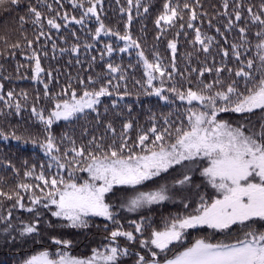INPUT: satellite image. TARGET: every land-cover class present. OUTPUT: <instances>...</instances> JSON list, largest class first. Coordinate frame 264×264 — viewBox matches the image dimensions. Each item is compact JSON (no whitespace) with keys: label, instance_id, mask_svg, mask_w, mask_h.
Segmentation results:
<instances>
[{"label":"trees","instance_id":"obj_1","mask_svg":"<svg viewBox=\"0 0 264 264\" xmlns=\"http://www.w3.org/2000/svg\"><path fill=\"white\" fill-rule=\"evenodd\" d=\"M164 2L165 0H141L138 14L134 0L131 10L133 19L128 25V31L132 38L140 44V48L132 47L126 52L119 51L125 46V42L111 34L105 35L102 32L99 37L94 38L95 29L99 26L95 17L85 18L82 25L76 24L70 19L67 22L64 21V13H67L69 17L80 18L83 9L73 7L74 0H19L16 4L8 3L0 7V85H3L0 95L5 97L4 100H0V132L3 133L0 135V191L10 194L19 191L27 207L30 206L29 196L32 195V192L35 195H41L40 190L33 188L32 192H25L17 185L40 183L41 187L43 186L42 182L24 176V172L31 169L33 165H35V175L43 170L48 178L59 173L65 180L68 179L69 172L75 165L57 169L50 155L45 154L44 149L39 146L49 132L56 138V142L60 146L61 151L54 155L59 156L62 163L65 162L64 149L71 147L68 138L74 140L77 146L87 145L94 136L97 140L104 137L105 142L110 143L113 134L106 131V125L109 122L115 128L116 138H118L122 132L123 124L131 121L133 127L128 132V136L130 143L133 144L136 142L138 134L146 132L154 124L158 130L169 128L174 134L175 127H188L189 109L201 110L202 108L199 104L189 105L186 101L179 100L175 93L168 91L169 88L175 85L180 90H186L189 86H195L198 79H202L205 83L213 82L217 78L216 68L224 69L220 73V79L225 83H230L235 79L234 72L242 65L235 59L232 45L243 43L239 27H243L245 24L243 20L235 21L233 9L241 3V0H228L229 8L227 10L223 8V0H200L199 6L196 7L197 19L193 21V24L200 29L203 36L214 38L209 44L207 52L200 44L194 43L195 31L186 26L187 11H185L184 19L177 20L173 26L167 27L162 24L161 27H164L165 31L160 33L155 20L163 11ZM180 2L182 4L184 0H180ZM189 2L194 3V0H189ZM261 3L262 0H242L243 17L248 18L247 8L249 6H252L253 11H259ZM48 5H51V9L48 8ZM29 6H35L43 14L41 17L42 28L32 22L33 17L28 11ZM87 6L88 3L85 0V7ZM144 6L149 9L147 13L144 12ZM128 7L127 0H102L97 12L106 30L111 29L112 32H119L120 35L125 34L128 18L127 13H122L120 9H128ZM225 11L228 15H223ZM21 16L25 17L23 24L20 21ZM53 17H57V22L61 24L59 30L51 28L47 24V20ZM182 23L185 25L183 28L180 27ZM217 29L220 31L218 32ZM257 30L256 26L251 27L248 33L249 43L239 48L242 53L241 59L246 61L248 58H252L255 67L259 65L255 48L259 38L254 36ZM40 31H43L45 36H41L37 41L36 37ZM158 36L159 39H157ZM29 40L33 42L31 47L28 45ZM169 41L176 43L175 65L177 71L173 72L171 80L165 76L154 80L153 84L149 86L146 83L147 77L143 60L138 56V52L143 51L144 56L152 63L156 62L158 55L160 62L169 66L170 70L173 52L168 48ZM16 43H19L20 47L13 49L11 45ZM108 44H111L115 49L111 54L106 51L105 46ZM73 47H77L76 52L72 51ZM34 51L39 55L40 65L43 69L39 79L32 78L35 60L30 58ZM225 51L228 52V56L224 55ZM109 63L113 66L119 65L120 71L110 73L107 67ZM205 68H211L212 71L205 72L203 77H199V70ZM193 69L197 71H192ZM227 69H232V73H229ZM156 75L159 77L158 73ZM121 76L124 79H120ZM255 76L256 79H259L260 73L256 71ZM89 77L97 82L89 84ZM109 79L112 80L113 85L109 89L112 95L101 97L95 110L85 109L83 113H77L68 120H54L47 129L45 124L32 113V108L35 106L38 111L43 110V114L47 118L57 99H70L72 89H75L80 95L85 90V86L90 91L93 88L98 90L100 84L106 83ZM161 79L164 81L163 84H161ZM81 80L84 81V85L80 84ZM189 81L192 82L191 85H189ZM45 83L48 84L47 97L44 94ZM238 84L240 91H244V85L240 82ZM69 85H71V89L68 88ZM116 85H119L118 90L115 88ZM157 87L163 89L160 96L153 91V88ZM9 91L13 92L12 98L7 97ZM24 94H26V98ZM163 97H167V99ZM17 101L21 105L19 111L15 108ZM113 101H116L115 106H113ZM262 114L261 110H255L251 114H236L228 111L221 112L220 119L227 120L231 124H234L235 121L240 124H247L249 121L257 124L258 118ZM12 133L21 139H14ZM69 158H71V154ZM197 163H201L199 167H202V164L207 162L197 161ZM49 164H52L51 168ZM177 169L174 167L167 173H162L161 176L137 186L138 190H149L161 184H167L171 199L142 208L139 215L137 213L128 214L129 216L125 213L117 215L124 218V220H117L115 217L114 220L118 223L99 216H89L85 219L86 227L73 228L66 226L68 221L51 215V212L56 210L54 205L49 209L38 205L34 212L29 213L18 207L13 208L15 200L0 197V202H2L0 215H7L11 209L12 223L17 227L21 222H31L37 212L41 216L39 232L23 237L15 230L10 234L4 233L2 231L4 224L0 223V264H23L24 260L42 251H48L50 256L68 254L73 257H88L93 254L94 249L99 252H107L108 247L115 246L128 249V255L120 257L116 264H136L137 253L149 255L147 248L141 246L140 240L148 238L152 228L162 230L166 220H170L178 214H191L199 203L197 192L209 200L216 196L215 189L207 184L199 170L193 176L191 189L179 185L173 187L174 180L180 178ZM73 175L79 178L77 182L88 178L86 172H81L78 169ZM195 185H200V187L197 189ZM131 194L128 186H114L112 191L105 196V201L114 209L118 205L123 207L122 201H125L124 198ZM186 197L187 199H185ZM185 203L189 204L187 209L184 207ZM141 217L147 218L151 223V227H145L143 235L135 233L134 227L130 223L131 221L140 222ZM252 226V224L234 225L227 230L229 232L226 235L219 234L218 231L213 233L209 227L197 226L187 229L183 239L174 241L169 245L168 251L161 253L158 258L165 256L172 258L175 254L191 246L197 239H208L210 242L217 243L226 236L236 235L239 237L241 229H250ZM118 228L120 231H133L136 239L129 241L126 237L121 236L112 241L110 234ZM52 237L68 240L70 244H56ZM228 240L233 242L236 238ZM152 247L154 248V246Z\"/></svg>","mask_w":264,"mask_h":264},{"label":"snow or ice","instance_id":"obj_2","mask_svg":"<svg viewBox=\"0 0 264 264\" xmlns=\"http://www.w3.org/2000/svg\"><path fill=\"white\" fill-rule=\"evenodd\" d=\"M18 2L19 0H0V7L8 3L16 4ZM101 2L102 0H87L88 6L85 7V0H74L73 7L83 9L80 18L69 17L67 13H64L63 20L67 22L70 19L76 24L82 25L85 18L95 17L99 26L95 29L94 38L99 37L103 32L105 35L111 34L125 42V46L119 49L120 52H126L132 47L139 49L140 44L132 38L128 31V25L133 19L131 10L134 0H127L128 9H120L122 13H127L128 18L124 35H120L119 32H112L111 29L106 30L97 12ZM199 3L200 0H194V3L184 0L182 4L180 0H175V3L173 0H165L163 11L156 18L155 24L162 34L165 31V28L161 27L162 24L167 27L173 26L177 20L184 19L185 11H187L186 26L195 31L194 43L200 44L203 50L207 52L208 46L214 38L203 36L200 29L193 24V21L197 19L196 7L199 6ZM135 7L139 14L141 0H135ZM48 8L51 9V5H48ZM223 8L225 10L229 8L228 0H223ZM242 10L241 0V3L233 9V14L235 21H244L245 26L239 27L240 38L243 43L240 45L233 44L232 50L235 59L242 65L234 72V76L243 80L244 91H240L239 84L235 79L230 83H225L224 80L220 79V73L224 70L221 68L215 69L217 78L213 82L205 83L202 79H198L195 86H189L186 90H180L173 85L168 91L175 93L179 100H186L189 105H192L194 101L199 102L203 109L200 111L189 109L187 128L175 127L173 134L169 128L158 130L154 124L146 132L138 134L137 140L133 144L130 143L128 136V132L133 127L131 121L123 124L122 132L118 138H116L115 128L109 122L106 125V131L113 134L110 143L105 142L104 137L97 140L94 136L87 145L77 146L74 140L68 138L71 147L63 151L64 163L60 162L59 156L54 155L61 149L56 138L49 132L39 146L44 149L45 154L50 155L57 169H65L75 165L71 168L68 179L65 180L59 173L48 178L43 170L35 175V165H33L31 169L24 172V176L42 182L43 186L41 187L40 183L35 185L20 183L17 185L19 189L25 192H32L33 188L40 190L41 195H35L32 192V195L29 196L30 206L26 207L23 202L24 198L19 191L12 194L0 191V197L15 200L12 205L13 208L18 207L29 213L34 212L38 205H42L45 209L54 205L56 210L52 211L51 215L68 221L66 226L73 228L86 227L85 217L89 215L106 217L113 220L114 223H118L114 220V214L111 211L112 205L105 201V194L111 192L114 185L128 186L132 194L127 197L126 205L122 206L126 207L129 212H136L139 209L171 199L167 184H161L149 190H138L137 186L161 176L162 173H167L175 166H180L184 168V171L179 173V179L174 180L173 187L179 185L191 189L193 185L191 173L194 169L186 168L185 165L186 163L196 165L199 158L201 162H207L206 166L198 168L200 175L207 184L215 189L217 195L209 200L197 192L199 203L191 214H178L170 220H166L162 230L152 228L149 237L140 240L141 246L147 248L149 255L137 253L136 264H264V231L255 229L245 231L242 238L233 242L212 243L206 239H197L191 246L175 254L172 258L166 256L158 258L161 253L168 251L169 245L174 241L182 240L187 229L207 225L212 229L225 231L233 225L244 226L246 222H251L254 218L264 221V115L258 118L257 124L249 121L247 124L241 123L236 126L217 119V114L220 112L231 111L251 114L259 109L261 113H264V0L259 5V11H253L252 6L247 8L249 14L247 19L243 17ZM28 11L33 17L32 22L42 28L41 17L43 14L35 6H29ZM148 11V7L144 6V12L147 13ZM223 15H228L227 11ZM20 21L23 24L25 17L21 16ZM209 23L211 24V22ZM47 24L57 30L61 28V24L57 22V17L49 18ZM253 26L258 28L254 36L259 38L255 45L259 59V65L256 67V71L260 73L259 79H256L254 72L251 71L254 67V60L252 58H248L246 61L242 60V53L239 51L240 47L249 43L248 33ZM180 27L183 28L185 25L182 23ZM217 31L220 30L217 29ZM41 36H45L43 31H40L36 40L39 41ZM32 43L31 40L28 41L29 47ZM11 47L13 49L19 48L20 44L16 43ZM105 47L109 54L115 51L111 44ZM168 48L173 52L170 70L169 66L160 62L158 55L156 62L152 63L144 56L143 51L138 52V56L143 60L147 85L151 86L154 80L165 76L171 80L173 72L177 71L175 41H169ZM72 51L76 52L77 47H73ZM224 55L228 56V52L225 51ZM30 59L35 60L32 78L39 79L43 72L39 55L34 51ZM107 67L110 73L120 71L119 65L113 66L109 63ZM245 67L248 69L247 71ZM192 71L197 70L193 69ZM211 71V68L200 69L199 77H203L205 72ZM227 71L232 73V69H227ZM156 73L159 74V77ZM120 79H124V77L121 76ZM96 82L89 77V84ZM163 82L161 79V84ZM80 84L84 85V81L81 80ZM191 84L192 82L189 81V85ZM111 87H113L112 80L109 79L106 83H101L98 90L93 88L90 91L85 86V90L80 95L75 89H72L70 99H57L47 118H45L43 110L38 111L35 106L32 108V113L45 124L47 129L54 120H68L77 113H83L85 109L95 110V106L100 103L101 97L112 95L109 90ZM2 88L3 85H0V89ZM68 88L71 89V85ZM115 88L118 90L119 85H116ZM44 89V94L47 97V83L44 84ZM153 91L160 96L163 89L157 87L153 88ZM24 95L26 98V94ZM7 97L12 98L13 92L9 91ZM163 98L167 99V97ZM4 99L5 97L0 95V100ZM53 99L56 98L53 97ZM115 104L116 101H113V106ZM8 106L11 107V105ZM15 108L17 111L21 108L18 101ZM0 135L3 133L0 132ZM12 136L14 139H21L15 133H12ZM70 154L71 158H69ZM49 167L51 168L52 164H49ZM77 169L86 172L88 178L83 179L82 182H77L79 178L73 175ZM195 187L198 189L200 185H195ZM0 206H2V202H0ZM184 207L187 209L189 204L185 203ZM0 223L4 224L2 229L4 233L10 234L15 230L23 237L39 232L41 216L37 212L31 222H21L17 227L12 223V210L10 209L7 215H0ZM130 223L134 227L135 233L141 235H143L146 226L151 227L150 221L145 217H141L140 222L131 221ZM49 226L51 227L50 222ZM121 236L126 237L129 241L136 239L133 231H120L119 228L111 232L110 239L115 241L117 237ZM52 239L56 244H70L68 240H60L56 237H52ZM127 255L128 249H121L119 246L108 247L105 253L94 249L92 256L85 259L69 257L64 254H60L58 259H54L48 251H42L24 260L23 264H98V261H103V264H116L120 257Z\"/></svg>","mask_w":264,"mask_h":264},{"label":"rangeland","instance_id":"obj_3","mask_svg":"<svg viewBox=\"0 0 264 264\" xmlns=\"http://www.w3.org/2000/svg\"><path fill=\"white\" fill-rule=\"evenodd\" d=\"M245 70L247 71L248 69L245 67ZM251 71H253L254 72V74L256 73V67L254 66L253 67V69L251 70ZM237 79V82H240L242 85H244V83H243V80L241 79V78H238V77H235V80ZM243 88H244V86H243ZM186 101V100H185ZM187 102V101H186ZM192 104H199V102H193ZM200 105V104H199ZM201 106V105H200ZM200 108H202V107H200ZM201 110H203V109H201ZM257 110H259V109H257ZM192 111H200L199 109H193ZM221 113V112H220ZM220 113H218L217 114V119L218 120H220V121H225V120H221L220 119ZM234 113V112H233ZM236 114H240V113H236ZM262 115H264V113L262 114ZM227 121V120H226ZM228 122V121H227ZM231 124V123H230ZM237 124H240V123H236V121L234 122V124H232L233 126H236ZM198 162L200 161L199 160V158H198V160H197ZM201 163H197L196 165H193V164H187L186 163V165H185V167H187L188 165V167H191V168H193L194 169V171L191 173L193 176H194V174H195V172L198 170V168H199V165H200ZM207 164V163H206ZM206 164L204 163V164H202V167H204V166H206ZM175 167H177L178 169L176 170V171H178L179 173H180V171H184V168H181L180 166H175ZM199 175V174H198ZM197 175V176H198ZM114 186H120V185H114ZM114 186H113V188H114ZM110 193V192H109ZM109 193H106L105 194V196L107 195V194H109ZM215 195H217V193H216V191H215ZM125 199V201H122L123 202V205H126V203H127V198H124ZM113 209V210H112ZM111 211L113 212V214H114V218L115 219H119V220H124V218H123V216H122V218L121 217H119L120 215H123V213H125L127 216H129L128 214H135V213H137V215H139L140 213H141V209H139L138 211H136V212H129V211H127V208L126 207H120L119 205L117 206V207H115V209L114 208H111ZM117 215H119V216H117ZM89 216H93V215H89ZM89 216H87V217H89ZM87 217H85V219L87 218ZM99 217H102V216H99ZM103 218H105V219H107L106 217H103ZM245 224H252L253 226H252V228H250V229H255V230H257V231H264V221H262V220H260L259 218H254V220L253 221H251V222H246ZM200 227H208L207 225H199ZM234 226V225H233ZM232 226V227H233ZM231 227V228H232ZM210 228V227H209ZM210 229H212V228H210ZM249 229H247V228H243V229H241V232H240V234L239 235H241L240 237H237L236 235L235 236H226V237H224V238H222V240L221 241H223V242H228V239H234V238H236V239H238V238H242V236H243V233L245 232V231H248ZM212 231H213V233H215V231H218L219 232V234H223V235H226L229 231H221V230H217V229H212ZM238 235V236H239ZM212 238H214V236H212ZM208 240V239H207ZM234 241V240H233ZM231 242V241H230ZM212 243H215V242H212ZM183 251V250H182ZM101 253H105V252H101ZM64 255H66V256H69V257H73V256H70V255H68V254H64ZM92 256V255H91ZM52 258H54V259H58L59 258V256H51ZM88 257H90V256H88ZM88 257H76V258H80V259H85V258H88ZM98 264H103V261H98Z\"/></svg>","mask_w":264,"mask_h":264}]
</instances>
